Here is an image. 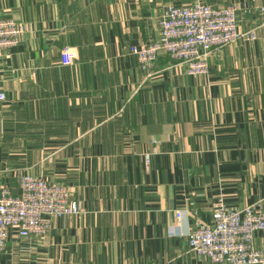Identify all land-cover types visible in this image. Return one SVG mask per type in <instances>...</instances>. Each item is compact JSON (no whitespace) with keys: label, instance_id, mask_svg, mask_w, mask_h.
I'll list each match as a JSON object with an SVG mask.
<instances>
[{"label":"crops","instance_id":"1","mask_svg":"<svg viewBox=\"0 0 264 264\" xmlns=\"http://www.w3.org/2000/svg\"><path fill=\"white\" fill-rule=\"evenodd\" d=\"M193 1L0 0L25 28L0 51V178L14 193L22 174L66 185L81 209L40 238L11 229L0 263L214 264L188 247L194 220L219 198L264 211V13L240 15L256 38L223 46L207 76L164 53L147 75L130 53ZM254 244L264 253V230Z\"/></svg>","mask_w":264,"mask_h":264},{"label":"built area","instance_id":"2","mask_svg":"<svg viewBox=\"0 0 264 264\" xmlns=\"http://www.w3.org/2000/svg\"><path fill=\"white\" fill-rule=\"evenodd\" d=\"M257 11L264 13V6L232 3L214 7L203 0L188 5L170 4L161 14L159 38L129 50L140 71L147 75L157 56L164 53L183 64L187 75L207 76L209 59L223 46L256 38L253 30L239 28V20L240 15ZM24 33V26L15 18L0 16V51L16 47ZM73 57L71 48L65 46L60 53L61 64L70 65ZM4 99L5 94L0 91V100ZM149 156L145 154L147 163ZM257 206L237 210L228 207L222 198L217 199L211 221L196 219L186 232L190 251L214 264H264V253L254 244L255 232L264 230V211ZM80 211L66 185L22 174L18 178V192L14 193L0 178V255L11 229H16L19 237L40 238L54 218ZM175 216L178 221L184 218L179 212Z\"/></svg>","mask_w":264,"mask_h":264}]
</instances>
